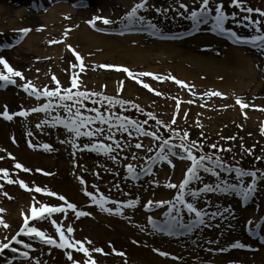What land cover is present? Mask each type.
Listing matches in <instances>:
<instances>
[{
    "label": "rangeland",
    "instance_id": "1",
    "mask_svg": "<svg viewBox=\"0 0 264 264\" xmlns=\"http://www.w3.org/2000/svg\"><path fill=\"white\" fill-rule=\"evenodd\" d=\"M42 1L48 0H27L25 3H17L18 0H0V19L4 21L2 24L0 23V56L6 58L14 69L23 72L26 80L32 81L41 90L45 86L54 89L56 85L51 80V76L55 75L62 87H69L72 72H79L78 68L72 69L71 67L72 63H79L75 61L72 52L67 47L71 45L81 54L88 66L84 73L79 74L81 90L116 96L119 82L123 80L124 88L118 98L139 104L144 109V113L152 112L165 123H170L173 119L175 106L179 100L180 112L176 115L177 123L172 125L176 131L181 135L183 131H188L190 140L203 144L204 152H216L217 155H221L223 159L225 158L224 161L227 165L242 167L245 170L264 171V159H256V157L264 158V134H261V127L264 126V111L260 110L264 108V53L254 49L251 45L233 44L227 37L213 33L210 24L201 25L199 32L186 35L185 33L191 31V21L178 15L183 10L179 9L177 0H151L155 7H171L167 19L157 14L154 8L147 12L142 10L140 13L157 23L160 31L155 35L139 25L128 29L125 28L124 23H120L122 17L139 0H83L84 4L80 8L76 5L73 6L75 14L71 16L64 6L70 7L73 0H49L48 3ZM180 2L188 5L190 11L199 10L200 0H196L195 3L193 0H180ZM219 2L224 3L226 14L230 16L226 27H232L242 36L256 34L251 28H237L235 22L231 21L230 14L232 12H237V19L240 20L246 13L229 7L230 0H213V5ZM60 5L63 7L57 9ZM246 6L264 10V0H246ZM18 10L22 11L21 16L17 15ZM52 12L57 14L54 20H50L49 17ZM104 12L113 14L112 19L117 23L103 25L99 21L96 22L97 27L104 31L101 32L109 36L128 37L126 45L133 49L144 50L146 62L134 64L131 56H127L126 52L120 49H91L87 55L82 54V48H85L86 45L82 42L76 43L72 35L85 27L90 29L87 21L91 15L103 16ZM212 14L214 15V11ZM251 15L254 19L259 18L255 13ZM12 20L17 24L16 27H20L18 30L12 29L13 25L10 24L13 23ZM24 28L32 29V31L21 39L20 30ZM38 28H42L43 31H37ZM6 29H9V32ZM67 29H71V31L65 39L64 32ZM122 31L123 35L120 34ZM180 35L185 37L180 39L161 38ZM32 36L35 38L31 39V42H27V39ZM195 38H198L199 42L204 45L198 51L190 47L196 42ZM51 40L64 42L50 44ZM185 40L187 43L174 46L175 49L183 51L185 47L187 50H192V53L199 52L200 54L210 51L214 56L219 51H224L219 56L222 60L227 58L226 53L230 51L231 47L243 50L244 54L252 57V76H255V80L251 81L246 88L243 87L244 89L241 91L239 87L230 85L225 89L222 85H225L227 79L221 78L223 77L221 74L219 77L216 75L212 78H200L197 80L199 81L197 85L187 83L188 80H181L195 86L189 91L171 79L160 81L153 80L151 77H141L140 79L144 83H148L155 91L162 93L157 96L155 91L149 92L142 84H137L135 80L126 78V73L117 72L114 68L99 67L100 64L124 66L134 73L149 72L160 77L171 74L180 80L176 73V66L181 63L187 64V60H183L182 55L174 54L167 49L168 45H165V42H183ZM71 41L76 44H72ZM5 50L9 54L3 53ZM93 66L96 68L95 71L91 70ZM183 67L190 74H197V72H190L192 70L189 68L190 66ZM0 70H3L2 65H0ZM15 79H17V85L0 87V112L4 110V106H7L9 113L12 114L21 110H30L48 102L44 97L40 100L29 97L22 87L18 86L26 81ZM243 82H248V78ZM2 84L3 82H0V85ZM209 90L220 91L227 98L205 96L204 93ZM237 91L240 93L238 94ZM237 97L249 104V107L241 110L235 104ZM189 99L194 102L186 103ZM85 103L88 107H92L90 101ZM225 105H231V107L226 108ZM113 111L138 121L147 119L144 113L142 115L136 109L134 112L127 107L124 110L117 106ZM185 112L188 113L187 118L183 115ZM56 116L65 118L67 113L62 109L52 111L50 114L30 113L27 118L14 116L11 121H6L0 116V149H3L0 151V157H3L0 159V169L8 170L9 177L15 181L22 179L32 189L41 187L63 195L69 202L76 204L78 210L90 212V216L76 219L74 213L69 210L67 219L63 214H54L52 219H56L58 223L62 222L65 227L71 225L75 229L71 234L75 239L91 240L92 245H85L90 250L101 248L103 254L92 252V257L97 261V264H264V243L260 242V236H264V231H260L259 235H254L248 230L252 226L246 224L248 219H252L254 224L264 221V183L259 186L257 194L247 202H243L240 197L233 194L225 196L221 193L207 194L198 202V207L205 208L209 212L215 211L216 205L221 208L223 206L231 207L234 211V218H230V228L229 221L218 219L212 223H220V228H202L186 236L170 237L162 233H154L151 226L147 224V217L152 216L162 222L163 212L167 210L168 205H164L163 208L153 207L151 211H146L144 206L149 200L156 202L174 199L176 190L168 189L164 185L168 182L179 184L187 167L190 166V162L182 161L178 157H171L175 165L174 168L166 163H153L150 157L159 152L160 141L150 137L137 136L135 133L132 137H128L127 134L121 135L116 132V138L120 141L121 148H116L115 143L106 140L104 136L93 138L94 141L112 144L116 148L112 154L116 156L115 162L103 153L81 151L80 148H83L85 143H89L90 146L89 138L80 137L76 140L80 148H73L71 141L74 137L62 125L52 126L53 118ZM43 121H48V123L38 128L37 125ZM197 122L203 127H199ZM97 126L92 125L91 127ZM104 127L107 129V126ZM144 127L148 131H157L158 135L163 138H168L170 135L168 129L156 125L155 121L151 119ZM113 131L115 132V129ZM29 132L32 133L31 136L28 135ZM233 136L236 137L235 140L226 139ZM13 138H15V143H13ZM29 141L33 147H29ZM61 141L65 142L61 143ZM137 142L142 143L141 149L134 147ZM174 142L179 143V140L176 139ZM214 143L218 147L231 148L232 150L231 152H218L215 149H210L208 146ZM44 144L50 145L52 150L45 151ZM129 144L132 146L130 147ZM247 149H252L251 155L248 154ZM133 153L138 157L136 160H132ZM13 156L15 160L11 158ZM16 163L23 164L31 171L25 173L16 169L14 166ZM128 163H133L138 172L142 167L151 166L153 174H141L138 180L126 178L128 174L125 165ZM44 172L51 174L44 175ZM202 175L208 183H212L215 179L209 174L202 173ZM221 175L230 182H236L234 172H222ZM81 178L85 181L84 185L80 183ZM245 182L250 183V178H245ZM0 185H3L0 187V209L5 210L0 213V218L9 225L7 229L0 226V243L11 240V237L22 226V213L30 216V206L36 201L49 206L63 204L56 197H49L35 191H26L18 183L8 184L2 173H0ZM116 185H119V189L115 187ZM202 186L193 185V187ZM85 189L92 191L97 197L103 194L110 201L117 200L126 203L128 200L136 199L139 203L135 208H124L123 215H110L101 212L99 207L84 195ZM4 192H7L12 199H8ZM205 201H210V203H205ZM36 206L39 207V204ZM106 207L115 209V205L111 203ZM183 215L185 220L190 218L186 211ZM30 226L38 227L44 230L47 235L58 240V234L50 220L30 221ZM141 227H144L145 231H141ZM261 228L264 229V224H261ZM18 238L22 239L24 243L31 244L32 247L25 249L23 244L17 245L13 242V246L19 251L12 253L10 249L5 250L4 254L0 255V264H9V261L11 264H37V262L39 264H72L67 259V252H72L77 261L85 259L82 253L72 249H56L43 244L38 238L26 236ZM236 240L249 245V247L231 248V244ZM208 241H216V243H208ZM113 248L117 252L125 253V256L114 254ZM154 249L168 252L170 255L168 257L160 256ZM220 249L226 250L220 251ZM24 251L29 252L27 259L19 254ZM238 252H243L245 255H236ZM173 256L178 259L173 260L171 258Z\"/></svg>",
    "mask_w": 264,
    "mask_h": 264
},
{
    "label": "snow or ice",
    "instance_id": "2",
    "mask_svg": "<svg viewBox=\"0 0 264 264\" xmlns=\"http://www.w3.org/2000/svg\"><path fill=\"white\" fill-rule=\"evenodd\" d=\"M179 9H182V12H179L178 15L188 21H191V31L185 33L186 35H192L193 33L199 32L201 30V25H211V31L217 35L225 36L232 41L233 44H245L251 45L254 49L264 53V10L253 9L250 6H246V0H230L229 7H234L239 9L241 13H246L243 15L242 20L237 19V12H232L231 21L235 22L237 28H251L256 34H249V36H242L238 34L236 30H233L232 27H226V22L230 21L229 14H226L225 5L223 2L215 3L213 5V0H200L199 10H189L188 5L177 0ZM195 3L196 0H193ZM156 11L157 14L163 16L165 19L168 18V12L171 10L169 8H159L155 7L151 0H139L135 3L133 7L124 15L120 23H124L125 28H132L134 26H141L150 30V33L155 35L160 31L157 23L153 20L147 19L145 15L140 14L142 10L147 12L151 9ZM214 11V15L212 14ZM255 13L257 17L254 19L251 14ZM68 19L69 17H65ZM97 21H101L103 25H113L117 23L112 19L102 16H94L87 21V23L94 29H96ZM126 22V23H125ZM78 27V26H77ZM37 31H43L42 28L36 29ZM22 33L21 39L23 36H26L32 29L24 28L20 30ZM71 29H67L64 32V37L67 39L68 33ZM123 35V31L120 33ZM167 39H177L178 36L171 37H161ZM62 40H51L50 44L54 43H63ZM10 47V45H9ZM69 51L72 52L75 61L79 63H72V69H79V72H72L71 81L69 87H62L61 82L55 75L51 76V80L55 83L54 89H49L45 86L42 90L37 88L32 81L26 80L23 72L14 69L9 61L0 56V65L3 66V70H0V82H3L0 87H6L8 85H17V79L20 81H26L22 85V90L29 96L35 97L36 100H40L42 97L47 99V103H43L42 106L33 107L30 110H21L16 113L10 114L7 106H4V110L0 112V116L3 117L6 121L13 120L14 116L27 118L30 113H46L50 114L52 111L62 109L67 116L61 118L56 116L53 118L52 126L55 127L57 124L62 125L69 134H71L74 139L71 141L73 148H80L76 143V140L80 137L89 138V143H85L83 148H80L81 151H91L96 153H103L108 158L116 161V156L112 155L116 148H121L120 141L116 138V132H119L121 135L127 134L128 137H132L135 133L137 136L150 137L153 140L160 141L159 143V152L153 157H150V160L153 163L167 164L171 168H174L175 165L171 157H178L182 161H189L190 166L187 167L183 179L179 184L168 182L164 186L168 189H175L176 194L174 199L168 201H147L145 207L146 211H151L153 207L163 208L164 205H168L167 210L163 212L164 219L162 222L154 219L152 216L147 217V224L151 226V229L154 233H162L170 237H179L186 236L202 228H220L221 224H213L212 221L218 219H223L229 221V228L231 227V219L234 218V211L229 206H223L222 208L219 205H216L215 211L209 212L205 208L198 207V202L207 194H216L221 193L225 196L233 194L241 198L243 202L249 201L251 198L257 194L259 186L264 183V171L260 170H245L242 167H235L227 165L221 155H217L216 152L207 153L203 151V144L198 141L189 139V132L183 131L181 135L180 132L176 131L172 125L177 123L176 115L180 112V101L177 100L175 106V113L173 119L170 123H165L162 120L158 119L154 113L147 112L144 113V109L140 107L139 104H136L132 101H127L122 98H118L120 92L123 91L124 81L119 82V88L117 90L116 96H109L102 92H94L89 90H81L79 74L84 73L87 70L84 58L79 52H77L71 45L67 46ZM100 68L103 69H115L117 72H123L127 74L126 78H131L135 80L137 84H142L145 89L149 92L155 91L148 83H144L140 78L141 77H151L153 80H166L171 79L177 85H180L182 88H186L191 91L195 86L189 85L184 81L177 79L175 76L169 74L165 77H160L156 74L149 72H139L134 73L129 68L124 66L116 65H107L100 64ZM93 71L96 68L93 66ZM76 89V91H73ZM155 95H162L161 92L155 91ZM195 95V93H193ZM207 97H220L227 98L224 93L217 90H209L204 93ZM175 99V98H174ZM57 101L54 103L53 101ZM90 101L92 107H88L85 103ZM194 101L189 99L186 101L188 104H192ZM235 104L238 105L241 110H244L249 107V104L245 103L241 98L237 97L235 99ZM96 105H100L97 107ZM117 106L121 109L126 110V107H131L136 109L138 112L144 113L147 116V119L143 121H138L131 119L129 116L120 115L119 113L113 111ZM203 106V105H201ZM225 107H231V105H225ZM102 109H104L102 111ZM264 111V108L260 109ZM107 112V115H105ZM184 117L187 118L188 113L185 112ZM246 115V114H245ZM154 120L155 124L161 127H164L169 130L170 135L168 138H163L158 135L157 131H148L144 125L148 124V120ZM48 123V121H43L41 124H38L37 127H42L43 124ZM199 127H203L197 122ZM92 125H98L95 128H92ZM107 126V129L104 127ZM115 129V132L113 131ZM261 134H264V126L261 127ZM29 136L32 135L31 132L28 133ZM97 136H104L106 140L113 141L116 148L112 144L104 143L102 141H94L93 138ZM178 139L179 143L174 141ZM222 139H225L222 137ZM228 140H235L236 137H228ZM65 141H61L64 143ZM13 143H15V138H13ZM131 147L132 145L129 144ZM29 147H33L31 141H29ZM134 147L136 149H141L143 147L142 143H135ZM210 149H215L218 152H231V148L218 147L217 144H211L208 146ZM243 147V145H241ZM43 148L45 151H51V147L48 144H44ZM195 150V151H194ZM3 151V149H0ZM151 151V149H148ZM249 155L252 154V149L246 150ZM199 153V154H197ZM10 155V154H9ZM15 160V157H11ZM138 157L135 153L132 154V160H136ZM3 159V157H0ZM127 159V157H125ZM257 160L264 159L262 157H256ZM239 163V162H237ZM16 169H20L23 172L27 173L31 170L25 167L21 163H16ZM128 177L134 180L140 179L141 174L152 175L151 166L141 168V171L136 170V166L133 163H128L125 165ZM42 171V170H37ZM235 173L236 182H230L227 178L222 177L221 173ZM3 178L8 184L18 183L19 186L26 191H35L36 193H42L49 197H56L59 201H62L61 206H49L48 204H40L38 201L33 203L30 206V216L28 214H23L22 226L18 229L16 234L11 237V240L8 242L0 243V255H3L5 250L10 249L12 253H17L19 250L13 246V242L17 245L23 244L25 249L32 247L29 243H24L22 239L18 237H29V238H38L43 244L53 246L56 249L66 250L72 249L75 252L82 253L85 259L83 261H77L74 259L72 252H67V259L72 262V264H97V261L92 257V252L102 253L101 248H92L85 245H92L91 240L85 239L84 241L75 239L71 234L74 233L75 229L71 225L66 227L62 222L58 223L56 219H52L54 214H63L64 218L67 219L69 210L74 213L75 218L79 219L81 217L90 216L91 213L88 211L78 210L77 205L69 202L65 196L57 194L52 191H48L45 188L35 187L34 189L30 188L24 180L15 181L9 177V172L6 169H0ZM209 174L210 177L215 178L212 183L205 181V177L202 175ZM44 175H50L51 173L44 172ZM245 178H250V183L245 182ZM81 185L85 184V181L80 179ZM193 185H203L202 187H193ZM3 187V185H0ZM95 187V186H94ZM119 189V185L115 186ZM98 191V189H97ZM4 195L8 199H12L7 192H4ZM84 195L89 197L93 204L99 207L101 212L108 213L110 215H123L124 208H135L139 201L136 199L128 200L125 202H120L117 200H109L108 197L101 194L99 197L95 195L92 191L84 190ZM35 200V197H33ZM111 203L115 205V209L112 207H106ZM205 203H210V201H205ZM39 204V207L36 205ZM5 210L0 209V213H3ZM186 211L189 219L185 220L183 213ZM50 220L51 224L55 227V232L58 234V240L47 235L45 231L40 230L38 227L30 226V221H44ZM246 224L252 227H249V232L254 235H259L260 231H264L261 228V224H264V221L261 223H255L252 219H248ZM0 226H3L5 229L9 228V225L0 218ZM141 231H145L144 227L140 228ZM67 233V235H66ZM223 234V233H222ZM7 240V237H5ZM260 242L264 243V236H260ZM133 243H136L133 241ZM208 243H216V241H208ZM249 247L245 243L240 242L239 240L234 241L231 244L233 249H244ZM226 249H220V251H225ZM157 251L160 256L168 257L170 254L165 251H160L159 249H154ZM113 252L119 256H125L123 252H117L113 248ZM20 255L26 259L29 257V252L24 251L20 252ZM173 260L178 259V257H171ZM11 264V261H9ZM39 264V262H37Z\"/></svg>",
    "mask_w": 264,
    "mask_h": 264
},
{
    "label": "bare ground",
    "instance_id": "3",
    "mask_svg": "<svg viewBox=\"0 0 264 264\" xmlns=\"http://www.w3.org/2000/svg\"><path fill=\"white\" fill-rule=\"evenodd\" d=\"M27 0H18L17 3L19 2H24ZM49 1V0H48ZM48 1H42V2H46L48 3ZM84 4L83 0H73L72 3L70 4V7L64 6L66 7V11L69 12V16L75 14V8L73 7L74 5L78 6L79 8ZM63 7L62 5L58 6L57 9ZM22 11H17V15L21 16ZM102 17H107L109 19L113 18V14L109 13V12H104V14H102ZM94 16H98V15H91V17L89 19H91ZM50 20H54L57 17V14H55L54 12L50 13L49 15ZM88 19V20H89ZM114 20V19H112ZM6 21V20H5ZM10 21V20H9ZM2 22H4L3 20L0 19V23L2 24ZM13 22V20H12ZM98 22V21H97ZM101 22V21H99ZM102 23V22H101ZM13 25L12 29H16L18 30L20 27H16V23H10ZM89 26V24H88ZM6 31L9 32V29H6ZM35 37H29L27 39V42L30 41L31 39L33 40ZM72 38L76 41V43H81L85 44V48H82V54L83 55H87V53L89 51H91V49H120L121 51H125L126 55L131 56V58L133 59L134 64H139V63H143L146 62V58L144 57V50H140V49H133L132 47H128L126 45V42L129 40L128 37H115V36H109L106 35L104 33H99L96 32L94 30H91L87 27L83 28V30L79 31V32H75L72 35ZM196 42H194L193 44H191L190 47H192L194 50L198 51L201 48L204 47V45H202L198 40V38H195ZM72 42V41H71ZM74 42H72V44H76ZM187 43V40L185 41H181V42H165V45H168L166 48L169 49L170 51H172L174 54H178V55H182V59L183 60H187V64L186 63H181V65H177L176 66V73L178 74V77L180 78V80H188L187 83H194V84H199L197 80H199L200 78H212L215 77L217 75V77L219 76H223L221 78L223 79H227L225 85H222L225 87V89L228 88V86H232V87H239V90L241 91V89L246 88L249 83L251 81L255 80V76H252V57H249L248 55L243 53V50L238 49V48H234L231 47L230 51L227 54V58H225L224 60L220 59L219 56L220 54H222L224 51H219V53L217 55H213L212 52H206L203 54L198 53H192V50H187L184 47L183 51H180L178 49H175L174 46H178V45H183ZM171 45V46H170ZM207 48V47H206ZM187 51V52H186ZM13 52V51H12ZM10 52V53H12ZM186 52V53H185ZM3 53L5 54H9L8 51H4ZM13 54V53H12ZM218 57V58H217ZM187 66L190 69H192L190 72H197V74L195 73L194 75L190 74L188 70H186V68H184L183 66ZM221 74V75H219ZM246 78H248V82H243ZM244 87V88H243ZM240 91H237V93L239 94ZM236 255H241L244 256L245 253H241L238 252L236 253ZM235 255V256H236Z\"/></svg>",
    "mask_w": 264,
    "mask_h": 264
},
{
    "label": "trees",
    "instance_id": "4",
    "mask_svg": "<svg viewBox=\"0 0 264 264\" xmlns=\"http://www.w3.org/2000/svg\"><path fill=\"white\" fill-rule=\"evenodd\" d=\"M129 110H131V111H134V112H136L135 111V109L134 108H131V107H127ZM138 112V111H137ZM138 113H141V112H138ZM142 115H144L143 113H141ZM225 159V158H224Z\"/></svg>",
    "mask_w": 264,
    "mask_h": 264
}]
</instances>
